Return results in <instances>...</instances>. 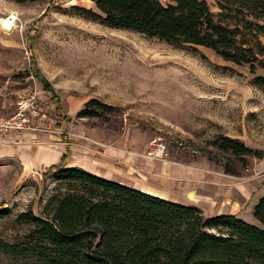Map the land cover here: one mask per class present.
Masks as SVG:
<instances>
[{"label": "rangeland", "instance_id": "rangeland-1", "mask_svg": "<svg viewBox=\"0 0 264 264\" xmlns=\"http://www.w3.org/2000/svg\"><path fill=\"white\" fill-rule=\"evenodd\" d=\"M206 2L218 11L217 0ZM75 7L99 13L89 0H0V19L15 16L10 29L0 27V115L29 98L40 111L34 134L13 144L67 149L66 165L150 187L205 216L258 224L252 210L264 192V87L254 78L264 70L112 27ZM91 98L112 109L78 117ZM217 135L262 156L222 151L212 144ZM155 144L165 149L152 159L147 151ZM44 169L25 171L18 153L0 154V239L24 240L29 224L19 214L39 215L55 185ZM0 264L34 262L0 250Z\"/></svg>", "mask_w": 264, "mask_h": 264}, {"label": "trees", "instance_id": "trees-1", "mask_svg": "<svg viewBox=\"0 0 264 264\" xmlns=\"http://www.w3.org/2000/svg\"><path fill=\"white\" fill-rule=\"evenodd\" d=\"M89 1L99 13L75 9L168 44L206 47L252 73L264 70V0H217V12L206 0ZM254 83L264 87V76ZM111 109L91 98L77 116ZM212 144L236 157L262 156L226 135ZM66 158L42 172L54 177L53 192L39 215L19 214L29 224L27 234L17 243L0 239L4 254L34 264H264V192L252 210L258 224L234 214L205 216L195 205L67 166Z\"/></svg>", "mask_w": 264, "mask_h": 264}, {"label": "crops", "instance_id": "crops-1", "mask_svg": "<svg viewBox=\"0 0 264 264\" xmlns=\"http://www.w3.org/2000/svg\"><path fill=\"white\" fill-rule=\"evenodd\" d=\"M22 133L34 134L33 131L5 133L2 136V139L0 140V154L5 152L18 153L22 160V165L25 171L36 168L37 166H43L47 168L50 165L58 163L64 154H66L67 156L66 162L69 160L67 149H62L60 147H50V146H41L36 149H31V146L29 145L23 146V145H17L15 143L13 144V142H15L16 140L15 138ZM93 165L94 164L92 163V166ZM67 166H72V165H67ZM89 171L92 172L91 170ZM139 189L144 192L165 198V194L163 192H156L150 187H142Z\"/></svg>", "mask_w": 264, "mask_h": 264}, {"label": "built area", "instance_id": "built-area-1", "mask_svg": "<svg viewBox=\"0 0 264 264\" xmlns=\"http://www.w3.org/2000/svg\"><path fill=\"white\" fill-rule=\"evenodd\" d=\"M40 116V111L37 109L33 98L20 100L17 103V110L15 113L2 116L0 115V140L5 133L33 131L38 129L34 125V119ZM162 144H155L147 151L149 158H157L164 152Z\"/></svg>", "mask_w": 264, "mask_h": 264}, {"label": "bare ground", "instance_id": "bare-ground-1", "mask_svg": "<svg viewBox=\"0 0 264 264\" xmlns=\"http://www.w3.org/2000/svg\"><path fill=\"white\" fill-rule=\"evenodd\" d=\"M15 16L9 15L0 19V27L4 29H10L13 26Z\"/></svg>", "mask_w": 264, "mask_h": 264}]
</instances>
